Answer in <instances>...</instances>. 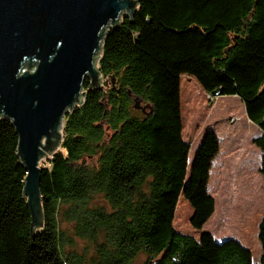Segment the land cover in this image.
I'll list each match as a JSON object with an SVG mask.
<instances>
[{"label":"trees","instance_id":"obj_1","mask_svg":"<svg viewBox=\"0 0 264 264\" xmlns=\"http://www.w3.org/2000/svg\"><path fill=\"white\" fill-rule=\"evenodd\" d=\"M136 1L132 17L106 31L97 63L103 82L84 78L83 100L64 114L58 149L40 169L41 227L23 193L18 135L0 117V264H84L67 251L60 221L96 244L91 264H136L141 256L140 264H264V216L258 261L236 239L196 238L173 226L179 218L189 227L187 209L177 214L180 196L196 232L213 214L207 181L219 151L211 131L193 156L181 137L182 75L213 98L244 105L260 131L252 143L264 180V0Z\"/></svg>","mask_w":264,"mask_h":264},{"label":"water","instance_id":"obj_2","mask_svg":"<svg viewBox=\"0 0 264 264\" xmlns=\"http://www.w3.org/2000/svg\"><path fill=\"white\" fill-rule=\"evenodd\" d=\"M136 8V0H0V117L18 135L35 227L42 225L39 160L58 149L62 116L81 101L84 78L101 83L95 63L106 31ZM133 108L146 110L138 98Z\"/></svg>","mask_w":264,"mask_h":264},{"label":"rangeland","instance_id":"obj_3","mask_svg":"<svg viewBox=\"0 0 264 264\" xmlns=\"http://www.w3.org/2000/svg\"><path fill=\"white\" fill-rule=\"evenodd\" d=\"M97 60L95 66H98ZM103 79L101 77V82ZM180 114L181 137L189 143L192 156L207 131L217 137L219 151L212 160L207 181V192L214 200L213 214L196 232L189 224L192 208L180 196L178 207L181 209L177 214H185L187 209L189 227L184 228L177 222L178 218L173 222L175 230L196 238L201 232H208L217 241L236 239L249 248L252 259L258 261L261 248L257 234L264 216V180L259 173L261 154L252 140L260 135L259 129L247 119L244 105L235 96L213 98L201 89L194 78L187 75L180 77ZM60 133L62 135L63 130ZM49 156L43 155L40 164L43 165ZM188 157L190 159V155ZM190 163L191 160L188 162L187 176ZM93 202L101 204V196H95ZM186 203L189 207H186ZM60 229L67 251L82 256L84 264H91L96 244L76 237L68 222L60 221ZM143 259V256L139 257L136 264Z\"/></svg>","mask_w":264,"mask_h":264},{"label":"bare ground","instance_id":"obj_4","mask_svg":"<svg viewBox=\"0 0 264 264\" xmlns=\"http://www.w3.org/2000/svg\"><path fill=\"white\" fill-rule=\"evenodd\" d=\"M97 63H98V60H97ZM81 93H82V94H81V101H80L79 103L74 104V106H76V105H78V104H80V103L82 102V100H83V91H81ZM70 110H71V109H70ZM70 110H69V111H70ZM69 111H68V112H69ZM66 112H67V110L64 112V114H65ZM64 114H63L62 117H64ZM62 126H63V124H62ZM62 126H61L60 130H62ZM59 142H60V141H59ZM50 156H51V155H50ZM50 156H49V157H50ZM40 167H42L41 164H40Z\"/></svg>","mask_w":264,"mask_h":264},{"label":"crops","instance_id":"obj_5","mask_svg":"<svg viewBox=\"0 0 264 264\" xmlns=\"http://www.w3.org/2000/svg\"><path fill=\"white\" fill-rule=\"evenodd\" d=\"M186 76V75H185ZM219 98V97H218ZM236 98V97H235ZM237 99V98H236Z\"/></svg>","mask_w":264,"mask_h":264}]
</instances>
